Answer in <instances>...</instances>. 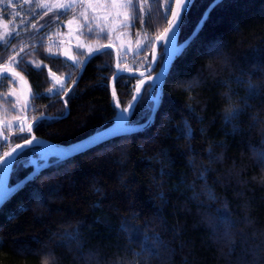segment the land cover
<instances>
[{
	"label": "trees",
	"instance_id": "1",
	"mask_svg": "<svg viewBox=\"0 0 264 264\" xmlns=\"http://www.w3.org/2000/svg\"><path fill=\"white\" fill-rule=\"evenodd\" d=\"M213 1L193 0L179 43ZM146 2L147 14L130 8L131 25L122 28L134 41L147 36L141 51L119 54L122 69H146L166 27L159 0ZM68 14L44 11L0 44V66L15 59L32 90L21 131L10 126L19 118L7 96L16 85L8 76L0 80V122L13 145L29 137V124L41 116L51 118L36 121L34 135L67 146L116 115L112 51L91 58L61 99L88 56L76 52L81 59L74 64L50 49ZM112 37L87 39L105 46ZM50 73L64 79L59 91ZM121 76L115 89L123 109L140 79ZM150 87L129 124L149 118ZM38 149L16 159L10 186L32 172L31 160L43 163ZM55 161L1 207L0 264H264V0H222L210 11L173 63L147 128Z\"/></svg>",
	"mask_w": 264,
	"mask_h": 264
},
{
	"label": "rangeland",
	"instance_id": "2",
	"mask_svg": "<svg viewBox=\"0 0 264 264\" xmlns=\"http://www.w3.org/2000/svg\"><path fill=\"white\" fill-rule=\"evenodd\" d=\"M126 2L127 0H0V44L7 43L12 37L20 33L22 25L28 19L44 11H49L58 16L69 13L65 16V20L59 24L55 36H52L49 42L50 49L54 54L60 55L68 62L78 63L81 58L79 59L75 54L76 52L89 55L96 48L103 46L97 39L94 41L87 39V37L95 38L99 33H108L113 36L110 44L117 49L119 54L138 52L144 48L147 36L136 35L137 38L134 41L129 37V32L122 29L131 25V16H133L130 11L131 7L112 6L113 3L124 4ZM173 2L174 0H159L163 9V16L169 17ZM22 3L23 6H21ZM134 4L138 8V15L141 18L144 17L148 12L146 0H134ZM64 5L71 7H61ZM132 46H135L136 49ZM4 76L11 78L16 85L7 93V96L14 100L19 113V118L16 122H11L10 126H18L25 130L28 125L27 114L32 95L31 86L28 80L16 69L15 59L0 66V80ZM50 77L56 85V91L65 86L64 79L54 73H50ZM5 145L6 148L4 149ZM14 145L7 140L0 122V157Z\"/></svg>",
	"mask_w": 264,
	"mask_h": 264
},
{
	"label": "water",
	"instance_id": "3",
	"mask_svg": "<svg viewBox=\"0 0 264 264\" xmlns=\"http://www.w3.org/2000/svg\"><path fill=\"white\" fill-rule=\"evenodd\" d=\"M220 2H222V0H214L209 5V7L204 12L202 19L200 20L199 24L194 29L192 34L185 41L181 43H179L180 28L177 29V35L175 37L176 46L174 47L172 44H168L166 40L158 39L159 37L164 35V30L169 27L168 21L172 19V11L176 10L177 0H174L170 13H169L167 23H166V27L156 38L152 46L150 65L144 70L122 69L119 65V53L113 45H105L97 49L99 50V52H97V50L92 51L91 52L93 54L92 58L105 51H112L115 56V69H116L115 73L119 72L120 75H125V76H130L133 78L140 79V81L137 84V86L138 85L140 86V91L139 93L137 92V86H136L134 95H138L141 97L145 86L147 84L151 85L150 100L152 101L153 105H152L151 114L149 118L145 122L140 123V124H129L128 121L131 118L132 114L130 115L129 113H124L123 115L128 117V121L125 122L121 120V109L122 108L121 106L117 107L118 99H117V93L115 89L116 80H114V75L112 76L111 81H110V93H111V98L114 101V105L116 108V115L113 119V122L109 126L93 133L92 135L88 136L87 138L77 143L64 146V145H58V144L49 142L47 140L38 138L34 135L33 124L36 121H39L41 119L51 118L47 116L38 117L36 120H34L33 122L29 124V127H31V131H29V127H28L29 137L27 138V140H31L32 143L27 144L25 140L21 141L15 144L12 148H10L6 152V153H12L11 156H5L4 154L0 157V161H5V162H0V170H1L0 172V209L9 200V198L12 197L26 182L31 181L41 170L47 167L50 164L51 158L56 157L55 162L64 161L72 157H76L91 148L101 145L104 142L110 141L118 137L130 135V134L136 133L138 131H141L147 128L154 120L155 114L161 104L162 97H163L164 84L166 82V78L171 70L173 63L175 62L176 58L183 52V50L189 46L192 39L200 31L210 11ZM184 14L185 13H183V16ZM202 20L204 21L203 23H201ZM161 49H163L164 54H163L162 61L158 67ZM88 56L83 60L81 64V68L78 73L77 80L69 87L66 93L62 96L61 98L62 100H64L66 95L78 83L79 78L84 72L86 65L91 60V58L87 59ZM86 59H87V62L85 63ZM141 73H143V75H141ZM141 81H143L142 85L140 83ZM152 91H155V92L152 93ZM114 92H115V96L113 95ZM131 103H133V100L130 102V104ZM17 145H23V147L17 148ZM32 147H39L38 153L41 154V159L43 160V163L39 165L37 163V160H31V164L33 166L32 172L28 176H26L24 179L19 181L18 183L10 186L9 184H10L11 172H12L13 165L16 159L25 150L32 148ZM13 149H16V151L12 152Z\"/></svg>",
	"mask_w": 264,
	"mask_h": 264
},
{
	"label": "snow or ice",
	"instance_id": "4",
	"mask_svg": "<svg viewBox=\"0 0 264 264\" xmlns=\"http://www.w3.org/2000/svg\"><path fill=\"white\" fill-rule=\"evenodd\" d=\"M193 3V0H177V6H176V10L172 11V19L168 21V25L169 27L166 28L164 30V35L159 37L158 39H163L166 40V42L168 44H172L174 47L176 46L175 44V37L177 35V29L180 28L182 22H183V13L187 12L189 6ZM44 6V5H42ZM113 7H123V8H133L135 9V4H134V0H127L126 3L124 4H116L113 3L112 5ZM61 7H71L70 5H64ZM170 7V5H169ZM206 19V17H205ZM204 21L202 20L201 23H203ZM97 52H99V50H97ZM82 54V53H79ZM92 53H89V56L87 59L92 58ZM87 59L85 61V63L87 62ZM114 75V80L118 81L120 79H126L125 77L121 76L119 74V72L113 74ZM141 75H143V73H141ZM141 85L143 84V81L140 82ZM51 91V90H50ZM140 91V86H137V92L139 93ZM59 94V93H56ZM113 95L115 96V92L113 93ZM133 103H131L128 107L121 109V120L127 122L128 121V117L124 116V113H129L130 115L134 112V109L136 108L137 104L142 100V97L138 96V95H134L132 97ZM117 107H120L119 103L117 102ZM23 129H21L22 131ZM29 131H31V127H29ZM34 139V138H33ZM25 141L27 144H31L32 141L31 140H27V138L25 137ZM23 147V145H17V148H21ZM16 149H13L12 152H15ZM12 153H5V156H11ZM0 162H5V161H0Z\"/></svg>",
	"mask_w": 264,
	"mask_h": 264
}]
</instances>
